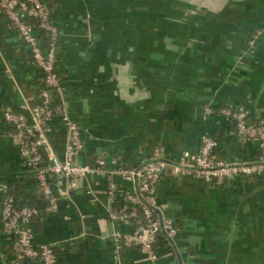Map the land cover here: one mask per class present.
Here are the masks:
<instances>
[{
	"label": "crops",
	"instance_id": "1",
	"mask_svg": "<svg viewBox=\"0 0 264 264\" xmlns=\"http://www.w3.org/2000/svg\"><path fill=\"white\" fill-rule=\"evenodd\" d=\"M43 2L59 32L62 96L81 131L75 161L95 168L102 158L104 172L79 181L69 199L50 178L57 207L45 211L2 118L10 109L30 119L41 76L0 14V197L10 191L18 206L41 210L24 226L36 244L53 245L58 264H152L135 246L114 254L113 235L136 228L131 219L109 217L127 209L121 195L134 187L115 170L138 169L157 150L177 163L196 153L203 134L216 139L226 162L264 158V147L241 141L221 112L243 108L249 124L264 122V0ZM51 125L49 144L61 159L64 131L57 120ZM155 193L178 231L174 247L158 239L157 264H264V176L206 184L169 167ZM12 243L0 225V264H12Z\"/></svg>",
	"mask_w": 264,
	"mask_h": 264
},
{
	"label": "built area",
	"instance_id": "2",
	"mask_svg": "<svg viewBox=\"0 0 264 264\" xmlns=\"http://www.w3.org/2000/svg\"><path fill=\"white\" fill-rule=\"evenodd\" d=\"M0 14L28 48L30 60L41 76L40 102L29 109L30 119L10 109L2 111V118L13 127L9 137L17 143L23 166L32 174L39 201L44 204L47 213H53L57 207V199L50 178L54 179L55 184L63 186L61 195L69 199L79 181L104 172L105 161L97 159L95 168L75 161L83 150V141L80 127L71 118L62 96L61 78L56 70L59 32L51 21L47 5L43 0H0ZM29 18H33L36 24L29 22ZM40 34L47 39L46 44L41 40ZM254 39L255 37L250 42L253 43ZM5 73L8 75L9 71L6 70ZM221 112L233 120L236 135L241 141L254 140L259 148L264 147V122L249 124L243 108L222 109ZM53 120H57L64 131L65 143L61 159L53 153L49 144ZM217 146L213 136L203 134L196 153L177 163L165 161L157 150L138 169L115 170L122 178L133 181L134 187L121 195L128 204L127 209L112 212L109 217L112 220L120 216L131 219L136 222V228L129 234L113 235L114 254L119 255L121 249L135 246L147 261L157 264L158 236L163 234L169 246L176 245L178 231L174 219L161 209L155 193L157 184L169 167L174 169L177 177L206 184L264 176V158L229 163L217 157ZM112 164L116 166V160H112ZM106 191L112 197L120 193L113 183L108 184ZM87 193L92 194L90 190ZM40 216L41 210L27 205L18 206L12 196L6 193L3 195L0 225L3 233L12 238L13 250L16 251L12 264H58L53 245L35 243L34 232L29 225ZM26 223L29 224L27 227L24 226Z\"/></svg>",
	"mask_w": 264,
	"mask_h": 264
},
{
	"label": "trees",
	"instance_id": "3",
	"mask_svg": "<svg viewBox=\"0 0 264 264\" xmlns=\"http://www.w3.org/2000/svg\"><path fill=\"white\" fill-rule=\"evenodd\" d=\"M40 38H41V40L43 41V43H45L46 44V41H47V39L45 38V36L43 35V34H40ZM10 125V124H9ZM10 127H11V132L13 131V127H12V125H10ZM7 195H10V196H12V193L10 192V191H7V193H6ZM13 197V196H12ZM14 198V197H13ZM2 199H3V195L0 197V204H1V201H2ZM15 199V198H14ZM164 238V235L163 234H160L159 236H158V238H157V241H158V239L159 238Z\"/></svg>",
	"mask_w": 264,
	"mask_h": 264
}]
</instances>
